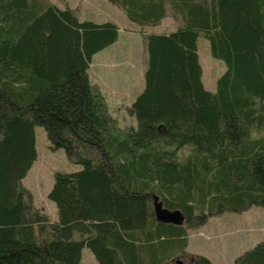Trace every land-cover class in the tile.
<instances>
[{"label":"trees","instance_id":"obj_1","mask_svg":"<svg viewBox=\"0 0 264 264\" xmlns=\"http://www.w3.org/2000/svg\"><path fill=\"white\" fill-rule=\"evenodd\" d=\"M109 1L144 34L127 128L88 72L118 24L52 0H0V264H80L84 247L99 264H168L186 252L189 227L264 205V0ZM167 15L175 29H146ZM200 35L226 64L215 90L202 80ZM36 125L81 166L54 173L56 219L22 182ZM154 194L183 222L158 221ZM234 264H264V240Z\"/></svg>","mask_w":264,"mask_h":264},{"label":"rangeland","instance_id":"obj_2","mask_svg":"<svg viewBox=\"0 0 264 264\" xmlns=\"http://www.w3.org/2000/svg\"><path fill=\"white\" fill-rule=\"evenodd\" d=\"M52 1L60 6H74L81 19L104 21L110 18L120 22L122 28L118 42L94 57L93 60L97 63L94 68L97 70L92 75L94 79L101 82L107 73L104 67L97 66L98 62H102L105 54L121 57L123 64L119 70L121 79L118 85L124 91L126 99L122 100V104L120 100L114 101L109 110L117 119L120 127L127 128L134 125L135 119L128 110L126 95L129 94L133 100L144 85V74L138 71L146 58L144 34L129 32L127 23L131 21L116 4L109 0ZM177 24L173 16L167 15L159 25H149L146 29L155 32H169L175 29ZM197 46L203 68V83L207 89L215 90L216 80L225 70L226 64L222 59L211 54L209 40L204 35L198 37ZM35 138L37 158L22 182L31 191L35 206L46 212L52 219H56V204L47 197L54 180V173L55 171L77 170L81 166L71 161L63 148L53 149L51 147L43 126H35ZM189 150L188 147L182 148L178 154L179 158L183 159ZM187 231L189 244L187 243L186 252L179 256L184 264H193V257L197 254L207 256L212 264H234L235 258L242 251L264 240V205L254 204L243 211L224 210L209 216L204 224L189 227ZM80 264H99V262L92 251L84 247Z\"/></svg>","mask_w":264,"mask_h":264},{"label":"crops","instance_id":"obj_3","mask_svg":"<svg viewBox=\"0 0 264 264\" xmlns=\"http://www.w3.org/2000/svg\"><path fill=\"white\" fill-rule=\"evenodd\" d=\"M73 8H74V6H73ZM106 20H113V21H115L118 24V26H119L118 38L116 39V41H114L110 45L106 46L102 50L96 52L92 56V59L90 61V65H89V68H88V72H89V76H90L92 82L95 83L96 85H98V87L103 92V94H104V96H105V98H106V100L108 102L109 109H110V107L112 106L111 104H113L114 101L118 102L120 100V104H122V100L126 99V98L124 96L125 95L124 91L121 88H119V85H118V82H120V79H121L119 70H120V66L123 64L122 63L123 61H122L120 56L112 57V56H110V54H105L104 57H103L104 61L102 59V62H98L97 66L99 68H100V66H102V67H104L105 71H107V73L104 75V77L101 80V82L96 80V79H94L93 75H92V73L95 70H97V69L94 68L95 64H97V63H95L96 61L93 60L94 57L96 55H98V53H100L101 51H104L105 49H107V48L111 47L112 45L116 44L118 42L119 38H120V33H121V28H122L121 25H120V22L115 20V19H110V18L106 19ZM127 24H128L129 32L134 33V34L140 33L139 30H138L139 26H137L134 22L131 21V22H128ZM157 25H159V24H157ZM148 31H150V30H148ZM145 61H146V58H145L144 62L142 63V67L138 68V71H139L140 74L141 73L144 74ZM126 96L128 98L127 99L128 102L126 101V103L129 106L133 100H131L132 97L129 94L126 95ZM188 244H189V238H188Z\"/></svg>","mask_w":264,"mask_h":264},{"label":"water","instance_id":"obj_4","mask_svg":"<svg viewBox=\"0 0 264 264\" xmlns=\"http://www.w3.org/2000/svg\"><path fill=\"white\" fill-rule=\"evenodd\" d=\"M153 210L158 221L171 222L174 224H180L183 222L184 214L182 211L178 208L170 209L166 207L156 194L153 196ZM168 264H184V261L181 257H176Z\"/></svg>","mask_w":264,"mask_h":264}]
</instances>
